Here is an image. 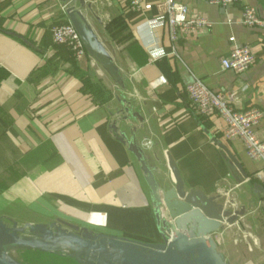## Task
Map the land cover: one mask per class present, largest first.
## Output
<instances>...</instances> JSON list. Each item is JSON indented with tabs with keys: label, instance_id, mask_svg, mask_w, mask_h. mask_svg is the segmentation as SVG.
Instances as JSON below:
<instances>
[{
	"label": "crops",
	"instance_id": "0c3cea01",
	"mask_svg": "<svg viewBox=\"0 0 264 264\" xmlns=\"http://www.w3.org/2000/svg\"><path fill=\"white\" fill-rule=\"evenodd\" d=\"M86 1L94 4L102 23L94 27L126 79L125 96L145 120L117 126L127 136L135 128L157 182L171 176L169 157L185 190L220 195L230 210L244 208L245 215L223 225L213 240L228 264H264V166L249 161L240 141L224 139L221 118L198 116L185 91L197 78L225 95L236 110L259 109L263 119L255 134L264 140V27H244L238 4L220 8L207 0H176L212 27L172 42L166 26L150 32L163 0H145L138 10L122 0ZM245 4L264 23V0ZM61 8L59 0H0V199L16 212L39 217L7 219L31 224L59 219L110 236L159 243L139 165L110 131V123L118 120L111 81L88 59L70 65L43 46L45 31L66 21ZM150 41L164 53L156 60L147 53ZM242 47L255 56L253 65L240 74L222 71L219 58ZM159 78L165 84L152 87ZM214 140L237 160L246 179ZM19 260L32 264L22 256Z\"/></svg>",
	"mask_w": 264,
	"mask_h": 264
},
{
	"label": "water",
	"instance_id": "95a60500",
	"mask_svg": "<svg viewBox=\"0 0 264 264\" xmlns=\"http://www.w3.org/2000/svg\"><path fill=\"white\" fill-rule=\"evenodd\" d=\"M66 22L72 26L93 64L111 81L118 104L117 121L110 131L118 143L127 148L143 175L160 242H139L95 232L56 219L45 223H23L0 216V264H26L14 253L36 252L71 261L73 264H228L218 252L213 236L223 225L231 226L245 215L240 208L230 210L220 195L206 196L197 190H185L173 161L167 157L170 177L157 182L146 163L143 149L136 142L135 128L129 136L117 123L145 120L132 100L127 99L126 79L117 68L112 53L94 27L101 20L94 15V4L86 0H59ZM12 37L24 42L19 36ZM233 166L246 179L242 167L219 142ZM169 183L172 186L169 187Z\"/></svg>",
	"mask_w": 264,
	"mask_h": 264
},
{
	"label": "built area",
	"instance_id": "2783aa9c",
	"mask_svg": "<svg viewBox=\"0 0 264 264\" xmlns=\"http://www.w3.org/2000/svg\"><path fill=\"white\" fill-rule=\"evenodd\" d=\"M131 10H138L145 0H122ZM210 5L226 8L232 5H241V24L246 28H263L264 23L257 17L253 7L245 4V0H207ZM160 16L151 21L150 32L155 27L166 26L169 37L174 42L179 35H190L198 31H208L212 24L199 14L190 13L188 8L176 0H163L160 5ZM52 43L67 47L76 62L88 59L75 30L68 23L54 26L51 29ZM147 53L151 60L164 55L156 49L155 43L150 41ZM255 56L246 47L232 50L227 56L219 58L222 71L236 74L247 71L254 63ZM165 80L159 78L151 84L159 87ZM191 107L200 117L217 115L224 123L223 137L226 140H238L244 147V153L251 162H261L264 166V140H259L255 134L256 127L263 119V113L257 108L236 110L228 98L209 90L199 79L194 78L185 87ZM264 175V172L263 174Z\"/></svg>",
	"mask_w": 264,
	"mask_h": 264
},
{
	"label": "rangeland",
	"instance_id": "374dc122",
	"mask_svg": "<svg viewBox=\"0 0 264 264\" xmlns=\"http://www.w3.org/2000/svg\"><path fill=\"white\" fill-rule=\"evenodd\" d=\"M114 27V26H113ZM116 27V26H115ZM113 29V28H112ZM4 188L7 187V184H2ZM14 211L10 208V204L6 200L0 199V216H5L6 218H12V219H18V220H35L36 218H39L38 216L27 214L22 212L21 210L17 209ZM51 219L46 218L45 221H50ZM13 256H16L17 258H20L21 256L24 258V260L32 263V264H63L61 261H57V259H46L44 257H39L38 255H33L31 253H14Z\"/></svg>",
	"mask_w": 264,
	"mask_h": 264
},
{
	"label": "trees",
	"instance_id": "16d2710c",
	"mask_svg": "<svg viewBox=\"0 0 264 264\" xmlns=\"http://www.w3.org/2000/svg\"><path fill=\"white\" fill-rule=\"evenodd\" d=\"M67 22L64 21V20H60L54 24H52L50 26V28H48L45 33H44V36H43V46L46 47V48H50L55 57L57 59H59L60 61H63V62H66L70 65H74L75 64V61L72 57V53L71 51L65 47V46H60V45H55L52 43V39H51V29L54 27V26H59V25H63V24H66Z\"/></svg>",
	"mask_w": 264,
	"mask_h": 264
}]
</instances>
